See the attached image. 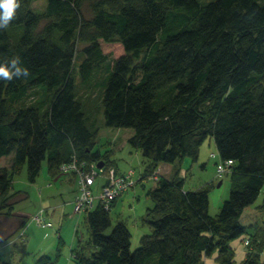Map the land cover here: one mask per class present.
I'll return each instance as SVG.
<instances>
[{"label":"trees","instance_id":"obj_1","mask_svg":"<svg viewBox=\"0 0 264 264\" xmlns=\"http://www.w3.org/2000/svg\"><path fill=\"white\" fill-rule=\"evenodd\" d=\"M35 1L21 0L13 21L0 28V63L19 55L30 73L0 79V157L12 155L10 165L0 166V215L13 217L27 197L13 190V177L25 165L31 182L44 161L55 175L74 157L103 161L120 174L133 170L120 171L116 160L96 150L98 118L80 91L97 87L105 125L133 129L128 142L156 181L143 216L152 232L132 249L128 224L113 225L110 211L137 183L133 170L135 184L109 208L98 201L84 211L90 239L78 238L71 259L204 264L217 252L216 264H264V230L257 235L255 225L248 232L242 220L264 190V0H46L41 8ZM209 136L221 160H234L226 173L230 194L217 215L209 212V188L186 190L187 173L181 175L183 159L197 161ZM162 163L174 171L160 172ZM17 219L18 239H25L28 221L38 224L26 214ZM251 234L246 258L237 262L230 243ZM11 242L14 251L25 250ZM0 264L14 263L0 257Z\"/></svg>","mask_w":264,"mask_h":264},{"label":"rangeland","instance_id":"obj_2","mask_svg":"<svg viewBox=\"0 0 264 264\" xmlns=\"http://www.w3.org/2000/svg\"><path fill=\"white\" fill-rule=\"evenodd\" d=\"M208 1V0H204ZM46 0H37L33 2V7H44ZM90 13V12H87ZM82 44L79 45V49ZM83 55L78 54L76 64L82 60ZM77 81H80V75L77 73ZM88 90V89H87ZM81 95L84 97L87 108L92 109L93 115L96 114L99 124V137L97 140L96 150L102 153H108L109 157L116 160L121 171L134 170V177L137 183L129 192L120 197L115 206L110 211L113 225L117 221H125L132 231L131 248L135 249L140 245L141 236L152 232L150 225L144 221L143 216L147 207L152 206V200L147 194V190L156 184L152 178L146 176V161L142 153L131 146L126 141L129 131L132 128H115L108 127L104 123V114L102 115L101 89L92 88L90 91L81 89ZM122 142V143H121ZM221 157L218 152L215 140L212 136L206 138L200 148V155L197 161L190 156H186L182 163V169L187 171L184 187L186 190H194L198 188H209L210 205L209 212L211 215H217L224 203L229 197L231 188V173L225 174L222 178L216 177L217 164ZM10 165V157L0 158V166ZM104 167V165H103ZM170 174L174 171L167 172L165 168H161L160 172ZM185 171L182 172L184 176ZM144 174V176H143ZM65 173L57 172L55 175L50 174L47 161L43 162V166L39 176L35 182L28 179L27 166H23L19 172L13 177V190H23L28 193L27 197L19 200L14 212H23L31 217L41 207L49 212V220L53 222V227H42L31 221L27 222L25 239H18L19 228L11 232L10 239L17 241V244L25 245L23 252L14 251L11 241H4L5 231L4 225H11L12 228L18 226V219L8 215H0V257L14 264H45V261H51L49 264H77L71 259L72 249L79 250L78 238L83 240L90 239V232L87 222V213H77L68 215L70 209L66 203L69 201V195L72 192V186L69 179L63 176ZM104 176H99L96 181L97 188L95 192H100V185L104 182ZM221 184H219V182ZM264 199V190L259 199L249 208L259 213L257 220L262 224V216L264 210L257 207ZM248 208V209H249ZM66 209V210H65ZM66 213V214H65ZM20 220V218H19ZM259 224V223H258ZM262 229L257 230V235L261 236ZM78 231V234H77ZM250 232V231H249ZM5 236V237H4ZM2 237V238H1ZM252 234L235 238L230 245L235 253V260L242 262L245 260L248 250L252 245ZM244 238L249 240L250 245L244 243ZM218 253L205 259L204 264H216ZM261 262H264V245L260 252Z\"/></svg>","mask_w":264,"mask_h":264},{"label":"built area","instance_id":"obj_3","mask_svg":"<svg viewBox=\"0 0 264 264\" xmlns=\"http://www.w3.org/2000/svg\"><path fill=\"white\" fill-rule=\"evenodd\" d=\"M233 163V159L220 160L217 164L216 177H223ZM97 164L79 161L78 158L74 157L70 162L61 165V170L74 174L77 179L78 191L73 201V208L77 213L89 211L98 201L105 208H109L115 199L135 184L133 170L120 174L114 166L98 168ZM99 176H104L105 181L100 192L96 193L95 185ZM32 219L42 227L53 226V222L46 219L43 208L35 212ZM22 236L24 235L22 234ZM245 243L248 244L249 240L246 239Z\"/></svg>","mask_w":264,"mask_h":264},{"label":"clouds","instance_id":"obj_4","mask_svg":"<svg viewBox=\"0 0 264 264\" xmlns=\"http://www.w3.org/2000/svg\"><path fill=\"white\" fill-rule=\"evenodd\" d=\"M21 0H0V28H7L17 15ZM29 69L23 64L19 55L0 63V79L11 80L14 77H28Z\"/></svg>","mask_w":264,"mask_h":264},{"label":"crops","instance_id":"obj_5","mask_svg":"<svg viewBox=\"0 0 264 264\" xmlns=\"http://www.w3.org/2000/svg\"><path fill=\"white\" fill-rule=\"evenodd\" d=\"M133 134V132L132 131H129V133H127V135L128 136H126V141H128V139H129V137L131 136ZM122 143V142H121ZM129 143V142H128ZM138 150V149H137ZM3 157H5V156H3ZM3 157H0V158H3ZM9 157H10V160H11V158H12V155H9ZM110 160H113V159H111L110 158ZM116 166H118V164L116 163ZM161 167L162 168H165V169H167L168 171L167 172H170L171 170H172V168H173V165L172 164H170V163H162L161 164ZM118 168H119V166H118ZM121 171V170H120ZM183 171H185L184 169H182L181 170V175H182V172ZM186 172L187 171H185V174H186ZM63 173H65V175H63L65 178H66V180L67 179H69V181L72 183L71 184V186H72V192L70 193V195H69V201L66 203V205L70 208V209H68L70 212H69V214L68 215H74V209H73V201H74V199H75V197H76V195H77V190H78V183H77V179H76V177H75V175L74 174H72V173H68V172H63ZM184 174V175H185ZM129 192V191H128ZM124 196V195H123ZM122 197V196H121ZM259 199V198H258ZM258 199H257V201H258ZM118 201V200H117ZM256 201V202H257ZM117 203V202H116ZM261 206V203L259 204V205H257V207H260ZM250 206H248L247 208H245V210H244V212H243V215H242V220H243V222L245 223V224H247L248 225V227H249V229H248V232L250 231V232H252V231H254V228H255V225H258L261 229H263L264 230V224H263V220H264V217L262 216V224H260L261 223V221L260 222H257L256 224H254V222L257 220V217H258V215H259V213L260 212H258V211H256V210H254V209H251V208H249ZM249 208V209H248ZM261 208V207H260ZM66 210V209H65ZM48 211V210H47ZM16 213V215H19V214H25V213H23V212H15ZM66 214V213H65ZM16 215H14L13 217H15L16 218ZM48 217H49V212H48ZM255 220V221H254ZM259 223V224H258ZM3 227V230L5 231V236L6 235H9L11 232H13V231H15L16 229H17V227L16 228H12V226L10 225H4V226H2ZM4 236V237H5ZM246 236V235H245ZM2 238V237H1Z\"/></svg>","mask_w":264,"mask_h":264},{"label":"water","instance_id":"obj_6","mask_svg":"<svg viewBox=\"0 0 264 264\" xmlns=\"http://www.w3.org/2000/svg\"><path fill=\"white\" fill-rule=\"evenodd\" d=\"M103 165H104V162H103V161H101V162L98 164L99 167H103ZM221 182H222V181H220L219 184H221Z\"/></svg>","mask_w":264,"mask_h":264}]
</instances>
